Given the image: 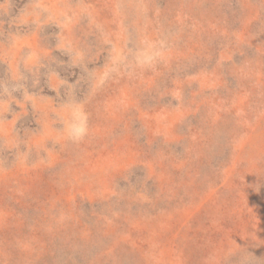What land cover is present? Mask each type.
<instances>
[{"label": "rangeland", "instance_id": "rangeland-1", "mask_svg": "<svg viewBox=\"0 0 264 264\" xmlns=\"http://www.w3.org/2000/svg\"><path fill=\"white\" fill-rule=\"evenodd\" d=\"M0 264H264V0H0Z\"/></svg>", "mask_w": 264, "mask_h": 264}]
</instances>
